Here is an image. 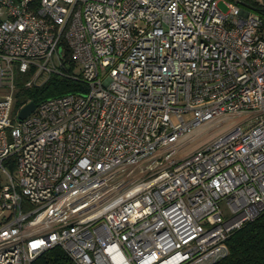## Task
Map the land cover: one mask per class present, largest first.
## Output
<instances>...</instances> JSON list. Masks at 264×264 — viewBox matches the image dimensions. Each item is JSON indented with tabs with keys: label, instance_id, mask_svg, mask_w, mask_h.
<instances>
[{
	"label": "built area",
	"instance_id": "obj_1",
	"mask_svg": "<svg viewBox=\"0 0 264 264\" xmlns=\"http://www.w3.org/2000/svg\"><path fill=\"white\" fill-rule=\"evenodd\" d=\"M260 11L242 0H0V264L54 246L75 264L223 258L226 239L264 211ZM28 71L25 87L58 74L86 89L18 121ZM203 127L216 131L186 152Z\"/></svg>",
	"mask_w": 264,
	"mask_h": 264
},
{
	"label": "trees",
	"instance_id": "obj_2",
	"mask_svg": "<svg viewBox=\"0 0 264 264\" xmlns=\"http://www.w3.org/2000/svg\"><path fill=\"white\" fill-rule=\"evenodd\" d=\"M245 5L261 10L264 19V8L257 0H242ZM256 6V7H255ZM64 55L70 72L79 73L76 63L70 58V49L64 44ZM30 71L22 74L17 81L14 109H18L30 100L39 103L47 98L69 92H84L85 84L72 77L50 74L40 85L23 86ZM227 254L213 264H264V211L254 219L247 221L236 229L227 239ZM30 264H75L58 246L46 249Z\"/></svg>",
	"mask_w": 264,
	"mask_h": 264
},
{
	"label": "rangeland",
	"instance_id": "obj_3",
	"mask_svg": "<svg viewBox=\"0 0 264 264\" xmlns=\"http://www.w3.org/2000/svg\"><path fill=\"white\" fill-rule=\"evenodd\" d=\"M219 6L221 9H225V6L223 5V3L220 1L219 2ZM47 78V75L44 74L41 78H39L37 80V85H40L42 84ZM9 93L8 90H6L4 87L0 86V98H2L5 94ZM186 116V115H185ZM216 130L214 129H208L206 130L204 127L203 129H201L199 132H196V138L194 139V141L190 142L188 144V147H187V151H189L193 145L200 139H204V138H207L209 137L211 134H213ZM8 182V178L7 176L5 175V173H3L1 170H0V196H1V188L4 184H6Z\"/></svg>",
	"mask_w": 264,
	"mask_h": 264
},
{
	"label": "water",
	"instance_id": "obj_4",
	"mask_svg": "<svg viewBox=\"0 0 264 264\" xmlns=\"http://www.w3.org/2000/svg\"><path fill=\"white\" fill-rule=\"evenodd\" d=\"M37 103H35L33 100L28 101L24 105H22L16 114V119L19 121L29 115L36 107Z\"/></svg>",
	"mask_w": 264,
	"mask_h": 264
}]
</instances>
